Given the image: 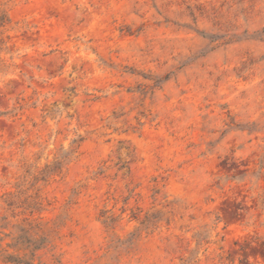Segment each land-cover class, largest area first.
<instances>
[{"label": "rangeland", "instance_id": "obj_1", "mask_svg": "<svg viewBox=\"0 0 264 264\" xmlns=\"http://www.w3.org/2000/svg\"><path fill=\"white\" fill-rule=\"evenodd\" d=\"M0 13V264H264V0Z\"/></svg>", "mask_w": 264, "mask_h": 264}, {"label": "trees", "instance_id": "obj_2", "mask_svg": "<svg viewBox=\"0 0 264 264\" xmlns=\"http://www.w3.org/2000/svg\"><path fill=\"white\" fill-rule=\"evenodd\" d=\"M4 19V14L0 13V26L3 25ZM17 228L16 233L6 234V237L12 238V242L7 244V248H11L15 252L7 254L5 260L13 264H41V262L37 263V255L39 251L48 247V240L43 236H37L26 226L18 225ZM5 239V237L0 238V242Z\"/></svg>", "mask_w": 264, "mask_h": 264}]
</instances>
